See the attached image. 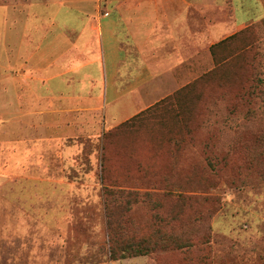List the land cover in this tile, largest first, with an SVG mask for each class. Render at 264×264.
<instances>
[{"label":"rangeland","instance_id":"obj_1","mask_svg":"<svg viewBox=\"0 0 264 264\" xmlns=\"http://www.w3.org/2000/svg\"><path fill=\"white\" fill-rule=\"evenodd\" d=\"M125 1L101 0L100 12L175 7L174 0ZM189 1L194 49L177 50L165 37L160 71L141 68L132 52L116 77L121 92L158 93L147 108L162 99L176 107L119 129L103 145L104 132L63 141L0 136V176H50L62 194L61 205L52 198L22 212L0 194V264H264V0ZM236 33L213 59L210 46ZM230 47L241 55L189 87ZM179 52L185 61H166ZM122 243L147 251L111 260L110 246Z\"/></svg>","mask_w":264,"mask_h":264},{"label":"crops","instance_id":"obj_2","mask_svg":"<svg viewBox=\"0 0 264 264\" xmlns=\"http://www.w3.org/2000/svg\"><path fill=\"white\" fill-rule=\"evenodd\" d=\"M189 2L174 0L171 14L148 11L139 3L129 7L132 11L106 15L100 12L101 0H0V136L15 133L25 140L63 141L85 134L94 138L104 132L107 143L116 128L138 115L143 116L120 129L134 128L176 107L162 99L147 108L160 95L121 92L116 77L119 62H131L132 52L139 55L141 68L160 71L165 60L158 57L164 52L165 37H170L167 45L177 50L194 49ZM127 38L132 43L128 46L123 41ZM179 53L166 61H185L181 54H186ZM150 80L161 82L158 77ZM102 136L97 141L101 145ZM52 182L50 176H0V194L4 205L19 212L51 205L52 198H60L61 205L62 194L53 192ZM43 195L48 196L44 202L40 201ZM135 263L131 259L97 264Z\"/></svg>","mask_w":264,"mask_h":264},{"label":"trees","instance_id":"obj_3","mask_svg":"<svg viewBox=\"0 0 264 264\" xmlns=\"http://www.w3.org/2000/svg\"><path fill=\"white\" fill-rule=\"evenodd\" d=\"M246 31H247V28H245L243 31H240L239 34H241L242 32H246ZM239 34H238V33L233 34V35L228 36V37L222 39L221 41H219V42H217V43L211 45L210 48H209V50H210V52H211V55H212L213 59L216 60V58H217V50H219V49H224L225 47H228V45L230 44V42H232V40L236 39V38L238 37ZM239 50H240V49H239ZM239 50H232V47L228 48V49H227V52H228V53H227L226 58H224V61H222V62H218V60H217V62H216V67H215L213 70H211V71H209L208 73H206V74H204V75L198 77V78H197L192 84H189V87H190L191 85H193V84H199L201 81H204V80H205V82H206L207 80H210V79L216 77V76L218 75V74L216 73V70H217V69H221L222 66H224V64H225L226 62H228V61H230V60H235V59H237V58L241 55V53L239 54ZM186 88H188V86H186V87L180 89L178 92H176V94H178V93H182L183 90L186 89ZM257 93H258V92H257ZM173 101H174L173 99H167V101H163V102H165L166 104H169V103H174ZM175 101H176V100H175ZM148 111H150V109H148L146 112H148ZM142 116H143V115L140 114V115H138L137 117H135V119L133 118L130 122H127V123L122 124L121 126H119V129L122 128V127H124V126H127V125H129V124H131V123H133L136 119H138V118H140V117H142ZM116 129L119 130L118 128H116ZM115 132H117V131H115ZM105 140H106V136H105V134H104V135L101 137V142H105ZM180 197H181V199H183V200H184V199H189V197H186V196H180ZM131 245H132L131 243H128L127 246H130V247L128 248L127 246H125V243H124V244H123V243H122V244H116V246H117L119 249H114L113 247L110 246V250H109V258H110L111 260H118V259H122V258H124V257H125V256H124L125 254H129V255H137V254H143V253H146L145 251H147V250H144L145 248H137V249L135 250V252H131V251H134V250H131V247H133V246H131ZM116 257H118V258H116Z\"/></svg>","mask_w":264,"mask_h":264}]
</instances>
